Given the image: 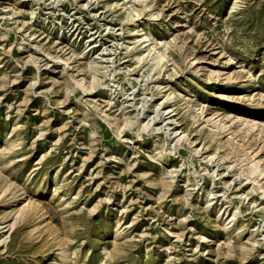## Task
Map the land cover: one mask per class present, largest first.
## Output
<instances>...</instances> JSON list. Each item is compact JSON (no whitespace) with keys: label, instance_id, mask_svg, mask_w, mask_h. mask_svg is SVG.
<instances>
[{"label":"rangeland","instance_id":"374dc122","mask_svg":"<svg viewBox=\"0 0 264 264\" xmlns=\"http://www.w3.org/2000/svg\"><path fill=\"white\" fill-rule=\"evenodd\" d=\"M0 171V264H264V0H0Z\"/></svg>","mask_w":264,"mask_h":264},{"label":"bare ground","instance_id":"6f19581e","mask_svg":"<svg viewBox=\"0 0 264 264\" xmlns=\"http://www.w3.org/2000/svg\"><path fill=\"white\" fill-rule=\"evenodd\" d=\"M143 42H145V40L143 41ZM164 57V56H163ZM3 175L4 174H2V172L0 171V187H1V181H2V179H3ZM10 186V185H9ZM6 192V191H5ZM1 195V194H0ZM28 206H30V202H26V203H24L22 206H20L19 207V210L18 211H22V210H24V209H26ZM29 210H30V213L32 214V215H35V214H38V212L41 210V209H38V207L37 206H31L30 208H29ZM19 213V212H18ZM27 217V216H26ZM15 221L13 220V223L11 222V223H9V226L10 227H12V226H14V223ZM16 225V224H15Z\"/></svg>","mask_w":264,"mask_h":264}]
</instances>
